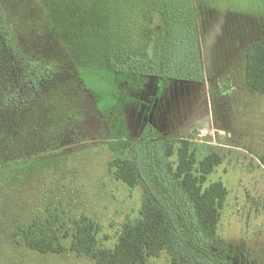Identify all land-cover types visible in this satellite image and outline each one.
Listing matches in <instances>:
<instances>
[{
	"label": "rangeland",
	"instance_id": "obj_1",
	"mask_svg": "<svg viewBox=\"0 0 264 264\" xmlns=\"http://www.w3.org/2000/svg\"><path fill=\"white\" fill-rule=\"evenodd\" d=\"M6 4L12 10V3ZM39 4L34 18H42L44 11L53 18L59 47L70 57L72 69L64 81L67 86L39 99V133H46L48 140L51 135L49 146L64 140L78 144L13 166L22 169L20 180L0 171V264H96L70 250L74 221L81 216L95 220L100 227L97 248L111 249L124 225L138 220L147 193L161 198L176 217L152 172L193 228L185 199L164 171L158 146L149 161L142 153V140L155 135L191 141L198 161L210 153L223 158L208 177L209 183L221 181L228 190L214 247L234 264H264V93L247 86L242 49L254 40L264 44V0H194V37L186 41L170 36L164 48L157 36L160 16L150 0ZM22 33L25 38L27 30ZM37 35L42 37L27 38L28 49L37 43ZM53 52L61 53L57 45ZM134 55L148 62H140L142 73L113 70ZM108 137L140 141L123 155L139 167L136 188L109 171L118 154L102 139ZM170 161L177 166L176 155ZM35 220L60 237L64 252L43 254L25 245L23 229ZM179 247L188 262L206 259L187 246L182 233ZM169 263L165 252L148 260Z\"/></svg>",
	"mask_w": 264,
	"mask_h": 264
},
{
	"label": "trees",
	"instance_id": "obj_2",
	"mask_svg": "<svg viewBox=\"0 0 264 264\" xmlns=\"http://www.w3.org/2000/svg\"><path fill=\"white\" fill-rule=\"evenodd\" d=\"M8 2L12 3V10L7 9ZM150 2L160 16L157 27L160 48L161 45L165 47V39L168 41L170 36L177 35L179 39L191 41L197 27L194 0ZM39 5V0H0V171L11 173L17 180H20L22 169L12 170L13 166L78 144L73 140H64L49 146L51 135L48 140L46 133H39L38 119L42 112L35 110L41 104L39 99L56 95L57 88L67 86L64 81L71 77L72 70L70 57L65 55L64 48L59 47L53 18L45 11L42 18L40 15L34 18L38 15ZM33 24L36 26L32 27ZM25 30L28 35L25 34L24 38L22 31ZM36 34L42 35L43 40L37 35V43L28 49L31 46L27 38ZM56 45L61 53L53 52ZM142 60L134 55L128 58L123 68L118 64L113 70L117 74L142 73L140 62L143 65L148 63L146 59ZM162 61H166V56ZM158 63L160 67L161 59ZM245 75L249 88L264 93V44L259 41L253 42L246 50ZM102 139L111 151L118 154L109 162V171L117 181L136 188L140 184L139 167L123 155L140 141ZM142 142V153L149 156L148 161L158 146L164 171L185 199L194 227H190L185 214L152 172L155 185L174 207L176 217L161 198L147 193L143 197L138 220L124 225L113 248H97L100 227L95 220L81 216L73 223L70 250L96 264H148L150 258L159 257L164 252L170 256L169 264H234L228 255L214 247L218 241V226L228 190L221 181L209 183L208 177L222 164L223 158L217 153H210L198 161L196 149L189 140L164 139L155 135ZM173 155L177 156L176 167L170 161ZM23 232L25 245L31 250L43 254L65 251L60 237L52 235L39 221L35 220ZM179 233H182L190 249L205 256L204 261L188 262L183 259Z\"/></svg>",
	"mask_w": 264,
	"mask_h": 264
},
{
	"label": "crops",
	"instance_id": "obj_3",
	"mask_svg": "<svg viewBox=\"0 0 264 264\" xmlns=\"http://www.w3.org/2000/svg\"><path fill=\"white\" fill-rule=\"evenodd\" d=\"M256 41H259V42H260L261 40H254V41H252V42H246V43L244 44L243 48H242L243 51H244L243 53H246V50H247L248 46L251 45L253 42H256ZM247 43H249V44H247ZM261 43H262V42H261Z\"/></svg>",
	"mask_w": 264,
	"mask_h": 264
},
{
	"label": "built area",
	"instance_id": "obj_4",
	"mask_svg": "<svg viewBox=\"0 0 264 264\" xmlns=\"http://www.w3.org/2000/svg\"><path fill=\"white\" fill-rule=\"evenodd\" d=\"M216 132H217L218 134H220V135H224V134H225L224 131H221V130H219V129H216ZM213 134H214V133H213Z\"/></svg>",
	"mask_w": 264,
	"mask_h": 264
},
{
	"label": "flooded vegetation",
	"instance_id": "obj_5",
	"mask_svg": "<svg viewBox=\"0 0 264 264\" xmlns=\"http://www.w3.org/2000/svg\"><path fill=\"white\" fill-rule=\"evenodd\" d=\"M157 77H158V76H157ZM157 77H154V76H153V78H155V79L165 80V79H163V78H161V77H158V78H157ZM163 138H164V137H163Z\"/></svg>",
	"mask_w": 264,
	"mask_h": 264
}]
</instances>
